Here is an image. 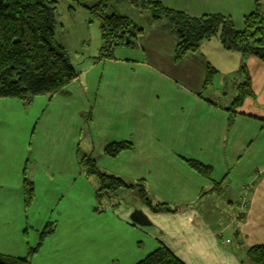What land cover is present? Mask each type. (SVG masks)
Segmentation results:
<instances>
[{"label":"crops","instance_id":"0c3cea01","mask_svg":"<svg viewBox=\"0 0 264 264\" xmlns=\"http://www.w3.org/2000/svg\"><path fill=\"white\" fill-rule=\"evenodd\" d=\"M157 1L196 17L229 15L238 30L255 10L253 0ZM162 24L147 23L135 46L119 47L132 56H89L65 92L34 100L42 107L36 118L27 115L34 102L24 106L14 98L0 99V188L9 185L4 180L11 177L20 201L11 213L6 202L12 193L0 194V254L24 256L27 242L38 241L46 225L41 217L33 223L35 213H23L22 170L29 157L28 177L38 183L35 187L44 178L59 186L49 188L57 201L76 181L92 182L79 165L81 156L92 155L106 173L129 183L144 182L153 203L179 207L175 213H154L131 191L121 193L127 203L112 207L116 201L106 196L111 212L103 207V213H89L80 227L83 250L89 240L106 246V238H114L98 264H135L160 244L185 264H241L249 247L264 244V62L228 51L216 38L175 61L178 39ZM208 64L216 72L205 87ZM244 64L253 94L232 114L228 109L242 83ZM222 96L226 98L220 105L217 98ZM18 109L24 110L23 118L13 113ZM34 119H39L36 126ZM31 128L35 132L30 151L9 145L14 136L20 144L21 135ZM119 141L131 143L133 149L115 158L106 156L105 146ZM185 160L211 166L213 181L223 182L221 190H212L211 180ZM136 208L146 215L148 225L131 219ZM36 264L58 263L40 258Z\"/></svg>","mask_w":264,"mask_h":264},{"label":"trees","instance_id":"16d2710c","mask_svg":"<svg viewBox=\"0 0 264 264\" xmlns=\"http://www.w3.org/2000/svg\"><path fill=\"white\" fill-rule=\"evenodd\" d=\"M135 7L150 13L152 20L161 21L160 27L178 39L175 49V61H179L189 53L200 51L205 41L218 39L224 49L241 53L245 58L254 56L264 62V1L253 0L255 10L244 17V28L238 30L230 16L214 13L192 16L184 11L166 7L157 0H126ZM59 0H0V99L16 98L23 105L29 106L37 96L52 98L65 92L66 86L79 76L68 51L56 37ZM74 11L73 7H69ZM97 11L95 5L90 8ZM100 15L102 53L94 60L114 58L109 54L117 47H133L144 28H138L128 17L119 14ZM162 19V20H160ZM216 70L208 64L205 87L212 83ZM240 73L244 77L238 85V92L230 108L232 114L242 105L247 96L253 94L250 76L244 64ZM206 102L212 103L208 100ZM92 108L88 118L92 117ZM133 145L126 141L112 142L105 146L104 154L115 158ZM197 173L211 180L212 190L219 191L221 182L212 179L213 169L195 160H185ZM28 162L22 170V188L25 212L36 197L33 181L28 177ZM81 171L98 181L96 195L104 199L108 196L118 202L122 192H134L137 200L154 213H175L179 207L167 203H153L148 197L144 182L129 183L113 174L106 173L96 163L92 155L79 158ZM116 198V199H115ZM101 199V200H102ZM100 200V201H101ZM101 208H97L99 211ZM57 229L56 224L47 223L39 234L35 246L27 242L24 256L0 254V264H32L33 258L42 248L46 237ZM241 264H264V244L249 247ZM135 264H185L172 250L164 244L147 253Z\"/></svg>","mask_w":264,"mask_h":264},{"label":"rangeland","instance_id":"374dc122","mask_svg":"<svg viewBox=\"0 0 264 264\" xmlns=\"http://www.w3.org/2000/svg\"><path fill=\"white\" fill-rule=\"evenodd\" d=\"M94 5L100 14L105 15L103 12H106L107 14H119L126 16L138 28H143V26L147 23L155 21L152 20L150 13L147 10L135 7L126 0H59L57 21L55 23L56 37L58 42L68 51L70 59L76 70L84 68L89 63V56H94V60L95 57H99L102 53L101 18L99 17L100 15L97 11L95 12L90 10V8ZM69 7H73L74 11L70 10ZM109 54H112L115 58L132 56L130 52L125 53L124 51L119 50V47H117L114 52L111 50ZM240 77L242 79L241 82H243L244 77L242 75H240ZM232 84L233 78L227 84L229 95L230 92L232 93L233 91ZM218 89L220 88L218 87ZM209 93L210 92H208V95ZM39 97H41V95L37 96L35 99ZM222 98L223 99L217 98L220 105L223 104L225 100L224 98L226 97L222 96ZM32 103L30 105H32ZM28 109L29 114L27 115H33L35 118L38 114L42 113V107L38 104V102H34V104ZM13 113L20 115L22 118L25 114L24 110L19 109L13 111ZM34 120V125L36 126L39 119ZM34 132L35 129L33 128H31V130L27 129L25 135H21V138H19L20 144L17 143L18 139L17 141L15 140V136L11 137L9 145L15 144V146H19V149L23 148L30 151L31 145L34 147ZM22 137L27 138L24 139ZM0 146H2V143ZM11 170L12 169H10V171ZM36 177L38 178L39 175L37 174ZM91 179L92 182L90 183L86 181H76L75 185L72 187L69 186L66 189L67 194H65L63 200H60V197H58L59 201L54 199V196L51 195L49 189L50 185H54L55 188H59V186L44 178L41 179L42 185L35 187L36 182L34 183V180H32L34 183L36 197L32 201V204L27 212H25L23 201V213H26L28 216L35 213L37 219L33 223L40 222L41 217L42 220H46V224L52 222L55 223L57 227V229L52 233L53 236H51V234L49 235L51 236L50 238L46 237L42 248L38 252L39 255L37 254L33 258L32 264H36V260L40 258H43L44 261L53 260L58 264H94V262L98 264V260L100 262H104V257L108 255V250L111 249L110 245L112 244L110 243L114 242L113 237L106 238L105 241L107 242H104L106 246H104L103 243L101 246L97 244L92 245V241L94 240H89V247L87 245L85 250L82 249L84 240L80 227L83 225L85 218L89 215V213H103V207H106L105 213L111 212L107 208L108 201L103 200L102 198L98 199L97 195L95 196V190L97 191L98 188V181L95 177H92ZM4 182L9 185H3V187L0 188V194L7 191L12 193V197L8 202H6V205H9L11 213H14L20 206V201L18 202L19 197L18 195L17 197L14 196V187L12 186L14 183L12 182L11 177L5 179ZM128 192L130 193V191ZM115 201L118 202L117 199ZM119 201L126 202V199L124 196H121ZM96 207L101 209L97 211ZM129 234V232L126 233V235ZM37 242L38 241L33 240L31 245L35 246ZM80 252L82 253L80 254Z\"/></svg>","mask_w":264,"mask_h":264},{"label":"water","instance_id":"95a60500","mask_svg":"<svg viewBox=\"0 0 264 264\" xmlns=\"http://www.w3.org/2000/svg\"><path fill=\"white\" fill-rule=\"evenodd\" d=\"M131 219L137 224L148 225L150 223L146 215L142 212V210L137 208L131 214Z\"/></svg>","mask_w":264,"mask_h":264}]
</instances>
